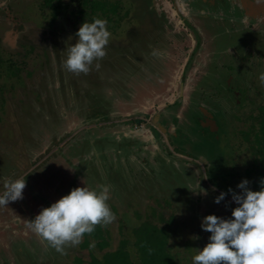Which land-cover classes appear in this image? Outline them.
I'll use <instances>...</instances> for the list:
<instances>
[{
    "label": "flooded vegetation",
    "instance_id": "af4514ba",
    "mask_svg": "<svg viewBox=\"0 0 264 264\" xmlns=\"http://www.w3.org/2000/svg\"><path fill=\"white\" fill-rule=\"evenodd\" d=\"M137 5L141 10H137ZM140 15L151 17L143 29L147 27L148 38L155 39L157 52L161 51L163 59L167 62V67L159 63L160 56H158L157 65L161 64L162 69L166 71L164 76L167 74L162 85L170 91L169 100L165 101L159 94L160 90H155L153 91L157 94L155 101L149 110H143V116L127 115L123 121L99 122L90 118L89 122L78 124L64 137L60 139L53 137L51 146L34 153L36 134L29 135L25 131L24 121L21 123L18 120L20 113H25L23 116L29 113L26 99L21 98L26 85V82L22 80L23 73L27 69H30L29 71L38 69L36 66L41 63L42 51H46V61H43L39 68L49 67V71L52 72L46 84H50L49 80L51 85L73 84L76 86L74 94L78 93L81 81L83 84L87 83V86L92 85V82L96 83V77L99 75L97 70L107 71L106 67L111 65L116 66V70L125 69L123 65L128 63L129 55V49L124 50V48H122L123 51L116 52L114 56L106 51V57L98 62L94 61L91 68L93 73H80L77 78H73V83H70L71 79L66 77L63 61L67 58L68 48L76 43L75 33L81 24L85 21L92 22L93 18L105 19L110 33H120L122 36V33L127 32V24L131 23V18L141 17ZM209 21L212 26L208 24ZM124 23L126 26L123 25ZM218 25L221 28L225 27V31L229 34L234 27L244 26V29L261 34L264 41V0H0V124L10 127L13 122L17 123L16 129L13 128L15 132L4 133L3 139L0 140L3 144L0 145V194L4 192L5 181L22 177L26 180L23 198L9 202V205L0 206V225L3 218L1 214L7 216L10 212L14 215V221L13 224L8 223L5 227L15 233L1 246L3 247L0 249L1 264H17L16 261L20 260L22 255L33 256V261L44 258L45 264H52L57 259L64 264H77L76 260L80 264H97L102 258L103 251H105V260L102 262L106 261L104 264H141L143 262L140 259L142 257L140 251L135 252V248L129 250L131 241L150 240L145 235L149 234L152 225L171 235L169 225L183 212L175 208L173 204L175 200L170 196L173 194L168 187L173 183L170 184L167 179L160 177L157 170L162 167L166 169L167 175L174 173L175 178L185 174L182 178L184 180L187 178V172L194 171L193 184L188 178L186 180H188L187 184H190V189H198L200 183L195 176L199 178L200 173L208 175V169H211L210 159L201 152L202 147L207 143L206 130L211 132L212 137L217 138L218 141L224 138L220 125L222 113L217 110V102H214L221 98V95L224 98V93L218 90V87L221 85L222 89L231 90L233 98L230 99L234 101L236 107L245 104L242 92L239 91V86L235 80L233 81V77L228 76L224 80L219 78L218 69L226 67L227 62L218 56L219 52H224L216 44L219 35L215 30ZM143 36L140 32V37ZM123 47L129 48V41ZM232 50L237 52L235 45L229 47L227 52ZM258 54H250L252 57H246V62L255 66L246 71L249 72L248 80L256 85L260 82V74L264 73V55ZM97 63H99L98 68ZM259 67L261 73L259 72L260 74L254 78V73L252 76L250 74ZM177 68L179 72H176ZM214 70L216 73L213 72ZM55 73L60 76L56 83L53 79ZM71 76L76 77L72 72ZM27 81H30L28 85L30 89L39 90L31 93L30 104L32 105L34 99L41 98L42 88L37 85V80L30 78ZM249 85L252 84L249 83ZM256 95L251 94V96ZM141 96L139 100H145V97ZM261 96L264 95L261 94ZM78 98L80 99V95ZM224 99V102L227 100L229 103L232 102L229 97ZM260 100L263 103L264 97ZM227 108V113H231L232 109ZM259 109L250 108L238 129L241 130V136L230 139L229 145L233 144L236 149L242 147L248 151L254 148V141L260 135L256 131L261 129L259 121L262 122L264 119V113H262L264 108L258 112ZM10 111L12 114H9ZM9 115L13 117L11 124L7 122ZM247 115L248 118H246ZM2 119H5V122ZM120 124L127 126V130L123 132L117 130ZM191 125L196 128L192 130ZM196 136L199 139L202 138V145L199 144L200 141L196 142ZM176 139L183 141L184 145L179 146ZM148 142L158 149V153L154 156L148 152L150 151L146 146ZM195 147L200 149L198 152L200 154L196 155L189 150ZM247 150L240 158L246 166L252 163V154L247 155L250 161L246 159ZM254 150L256 151L254 162L256 165L253 170L255 176L247 178L248 187L249 185L256 187V184L264 179L262 169L264 147L259 144ZM107 152L111 160L107 158ZM121 157L126 159L130 166L135 161L132 157L141 158L140 162L143 166L138 170L131 166L130 170L132 175H137V181L130 182L120 160L114 163V159ZM258 161L261 163L259 166ZM144 165H148L149 168ZM58 172L65 178L53 183L54 176ZM147 176L155 178L151 182L150 189L146 191L147 193L145 192L147 197H153L155 201L154 204L149 205V212L142 210L146 204L145 195L141 196L142 203L136 205L132 197L131 202L129 198L123 199L125 189H122L130 185L131 190L136 194V190H140L138 186L144 184L138 181ZM240 176L244 178L239 168L236 174L238 184L242 181ZM122 179L126 181L125 184H122ZM84 182L88 183L86 187L90 189L99 190L100 185L110 188L113 193L110 194L107 203L116 219L107 227L97 225L100 230H97L96 226L92 234H84L82 242L76 247H66V254H62L63 257H61V253L37 236L28 227V223L42 208L49 207L59 198L67 195L72 188L80 187ZM158 191L162 193L160 196L156 195ZM234 191L239 193L241 189L236 188ZM192 198L196 201L204 199L200 191ZM224 198L230 200L232 206L224 207L221 203L211 202L212 205L208 206V210L201 215L197 205L191 208L194 212L193 216L201 219V216L214 214L230 219L233 208L238 205L233 201L231 192ZM116 202L121 208L125 207L118 216L116 214H119V206ZM214 204H218V207L213 208ZM170 205L173 206V210L166 216L165 207ZM220 212H222L221 215H219ZM188 214L189 217L194 218L189 212ZM164 223H168L166 228ZM15 229L20 230L18 232ZM115 229L116 232L112 234V230ZM199 231L200 229L197 235H201ZM93 241L95 247L91 248L90 244ZM86 243H89L87 247L90 249L89 253L78 249L82 247L86 249ZM145 247L143 246V255L146 260L149 249L146 250ZM41 256L42 258L39 259L38 257Z\"/></svg>",
    "mask_w": 264,
    "mask_h": 264
},
{
    "label": "rangeland",
    "instance_id": "374dc122",
    "mask_svg": "<svg viewBox=\"0 0 264 264\" xmlns=\"http://www.w3.org/2000/svg\"><path fill=\"white\" fill-rule=\"evenodd\" d=\"M127 3L131 4L130 2H127ZM129 9H131V6H129ZM29 13H31V12H29ZM149 18H151V17H147L146 20H148ZM131 19H132L130 21L131 23L127 24V32L122 33V36L120 33H112L111 34L110 41H109L108 45L106 46L107 47L106 51L109 52L110 55L114 56L116 54V52L123 51L122 48H124V50L130 49L128 47H123V46H125L126 42L131 41V43H132V41L134 42L135 40L139 39V37H140L139 31L140 30H138V29H140V25H139V23L135 17H133ZM144 21L145 20H143V22ZM125 23L123 24L124 26H126ZM208 24L210 26H212L210 21ZM243 27L244 26H240V25H238L237 27H234L232 29L231 34H229L227 31H225V29H224L225 27L221 28V26H219V25L217 26V28L215 30L217 32L216 34L219 35V36L217 35L218 40H217L216 44L219 46L221 51L222 50L224 51L221 53L219 52L218 56L222 57V59L224 58L225 61L227 62L226 67L218 69L219 76H220L219 78L224 80L228 76L233 77V81L235 80V83L239 86V87L237 86L239 88V91L241 90V92H242V96H243V99L245 100V102H244L245 104L239 105L238 106L239 108L236 107L234 101L231 100L233 98V93L231 92V90H229L228 88L222 89L221 85L218 87V90H221V92L224 93L223 97L224 98L229 97V99L231 98L230 102L231 101L232 102L229 103V100H227V102H224L225 99L222 98V95H221V98L214 100V102H217V106H218L217 110L218 111L220 110L221 111L220 113H222L221 114L222 116L220 119V125H221V129L223 131L224 138H221L220 141H218L217 138L214 139V137H212L211 132L206 130L205 136L207 138V140H206L207 143L205 146L202 147L201 152L204 153L208 157V159H210V162H211L210 163L211 169L210 168L208 169V175L206 173L205 174L200 173L199 178L195 176V178L198 179L200 186L198 187V189L193 190V188L190 189V184H187V181L189 180L193 184V180H194V173L193 172L194 171L193 172H191V171L187 172L186 175H187L188 180H186L187 178H185V180H184L182 178L185 176V174L184 175L178 174L179 176H177V178H175L174 173L167 175L165 172L166 169H163L162 167H160L159 170H157L159 172L160 177L164 178L165 180L167 179L169 181L168 183L174 184V185L172 184L173 186L171 185L168 187L169 191H172L171 193L173 194V195L170 194V196H172V198L175 200V202L173 203L175 208L177 210L180 209L181 212H183V213H181V215H179L174 220L173 223H171V225H169L171 228V230H170L171 235L167 234V240H166L167 246L170 247V249L167 252L170 255L175 256V260H177V258H178V260L181 264H184V263L185 264H193L192 257L194 255V253L197 254L200 251V249H202L209 242V237L211 235L210 232L204 231L201 227V221L205 215L201 216V219L198 217H195V215L193 216V214H192L194 212H193V209L191 211V208L198 205L199 211L202 213L201 215H203L208 210V206H211L212 203L214 202V199H215L214 197L219 196L221 192L229 194V192H228L229 188H231L233 191L236 188H238L237 187L238 182L236 181L237 180L236 174L238 173L239 168H240V172L244 176V178L240 176L242 180L247 179L248 177L252 178L255 176V172L253 170H255L254 167L256 165V163H254L255 159H256V153H255L256 151L254 150V148L256 149V147L259 146V143L257 142V140H258V138L260 139L264 136V131L261 129L256 130L257 132L260 133V135H258L257 140L254 141L255 146L251 151H248L245 148L242 149V147H238V149H236V146H234L233 144L229 145L230 139L238 138L239 136H241V134H240L241 130L239 131L238 129H239V126H241L240 124L244 120L246 114L250 111V108H253V109H255V108L259 109L260 108L258 110V112L262 111L261 109L264 108V102L263 103L260 102L261 101L260 99L264 97V96H261V94L264 95V86H262L260 82L257 83V85L252 81L250 82V80H248L249 72H246L250 68H255L254 65H250L246 62V57L247 56L252 57L250 54L255 55L256 53L257 54L259 53L258 55H264V46H263L264 41H263L261 34L254 33L251 30L244 29ZM122 41H123V45H121ZM233 45H235V49L237 50V52H235L234 50H232V52H227V49L229 47H232ZM108 46H110V47H108ZM252 51H254V52H252ZM160 56H162V55H160ZM46 57H47L46 51H42L41 63L36 66V68H38V69H33L31 71H29L30 69H27L23 73V77H22V80H24V82H26V85H25V91L22 93L23 95H21V98L26 99L25 103L27 105V108H28L27 110H29V113L27 115H24V116H23V114H25V113H20V115L18 116V120H20L21 123H23V121H24V126L26 127L25 131L29 135L36 134L37 139L35 140V145L33 147L34 153L39 152V150H41V149L42 150L45 149L47 146H51L53 137L56 139H60V138L64 137L69 131L73 130L76 126H78V124L84 122L83 120L85 118V115H82V113L80 112L81 105H80V101H79L80 99L79 98H77L76 96L70 97L69 96L70 95L69 90L66 88H63V86H62V94L59 93V91L54 87L58 86L60 84L51 85V80H49L50 84H46L48 79H49V75L52 72L49 71V67L39 69V68H41L43 61H46V59H45ZM161 63L163 65L167 64L166 60L163 58H162ZM128 65H130V64L127 63L126 65H123L126 70L125 69L120 70L121 68L116 70L117 67L113 66V65L107 66L106 70L109 73H106V72L101 70L99 75L96 77V83H100L99 82L100 79L107 82V80L111 78V76H112L111 74L114 73V78L112 77V83L118 84L117 89L121 90L122 88L120 86L124 85L123 83H128L127 82L128 76H125L129 72V70H127V69L128 68L132 69V66H128ZM158 66H160V64L157 65V67ZM166 67H167V65H166ZM64 70H66V77L71 79V80H69V82L73 83V78H77L78 75L74 74L76 77H72L71 72H69L66 68ZM260 70L261 69L259 67V68H257V70L255 69L254 72H251L250 75L252 76V73H254L253 76H254V78H256V75L261 73ZM228 71H230V72L228 73ZM164 72H166V71H164ZM176 72H179V68H177ZM213 72L216 73L215 70ZM89 73H93V71H90ZM97 73H98V71H97ZM233 74H234V76H233ZM211 75H213V74L211 73ZM140 76H142V75H140ZM122 77H124V79ZM150 77L154 80L152 81L149 78L148 84L149 85L151 84V86H152L151 88H149V90H147V89H146V91L142 90L140 92V94L139 93L136 94V91H137L136 89L132 90V95H136L135 101H132L133 96H131V100L128 99L129 98L128 93H126V95H124V94L122 95V93L120 94V96H119L120 98L118 97L115 101L119 100L121 103L115 105V110L112 113L113 117L111 120L123 121L127 118V115H129L130 117L143 116V114H142L143 110H149L155 101V97L157 96L156 92H153L155 90L156 91L160 90L159 94L162 96V98L165 101L169 100L168 93L170 94V91L167 90L168 89L167 87H165V86L163 87V85H162L163 82L161 81V79H159L158 76L156 77V75L154 73ZM166 77H167V74L163 77V79L165 80ZM30 78H31V80H37V83H38L37 85L41 86V88H42L41 89V91H42L41 98L36 99V100L34 99L32 105L30 104V99L32 98L31 93L38 92L39 90L36 88L30 89L28 87V85H30V81L28 82L27 80ZM25 79H26V81H25ZM57 80L58 79H54V83H56ZM81 83L82 84L80 85V90H81V87H83L85 89H87L88 86L90 87V91H89L90 96H93V95L97 96L98 93L99 94L101 93L103 96H105L106 92L109 91V89L106 86L100 87L97 91V89L95 88V84L93 82H92V85L90 84L88 86L86 85L87 83L83 84V81H81ZM153 83H155V84H153ZM249 83L252 85H249ZM105 84L106 83H104V85ZM31 85H34V84H31ZM47 86H51L53 88L48 89V88H46ZM66 86L67 85H65L64 87H66ZM159 87H160V89H159ZM26 93H27V98H26ZM251 94H253V95L257 94V95L251 96ZM141 95L143 97H145V100L143 98H142L143 99L142 101L139 100V97ZM44 100H48V101L50 100L49 102H51V105L47 104V109H44L45 108L44 107ZM228 104H229V106H228ZM227 107H230L232 109V111H235V112L231 111V113L228 114L227 113V110H228ZM244 110L247 112L246 113L243 112ZM262 113H264V111ZM9 114H12V112L10 111ZM248 115L246 118H248ZM1 116H4V115H1ZM12 118L13 117L11 115H9V117L7 118V122L11 124ZM2 120H4V122H5V119H2ZM259 123L261 124V120L259 121ZM16 126H17V123H15V122H13V124L10 125V127H5L4 125L0 124V140L3 139L4 133L11 134V132H12V134H13L15 132V130L13 128L16 129ZM18 126H19V123H18ZM263 126H264V124H263ZM191 128L193 130L196 128V126L191 125ZM117 130L123 132V131L127 130V126H123L120 124V126H118ZM242 132H243V130H242ZM199 141H200L199 144L202 145L203 144L202 138L199 139V137H197L196 142H199ZM149 143H151V142H148L146 144L148 150H150L148 152H150L154 156L156 153H158L157 152L158 149L155 147L154 144H149ZM176 143L179 146L184 145V142L181 141L180 139H176ZM0 145H3V144L0 143ZM161 148H162V146H161ZM189 150H191L192 152H195L196 155L200 154V153H198L200 150L198 147L191 148V149L189 148ZM237 150H238V153H237ZM245 150L248 151L246 154L247 160L250 158L248 156H250V154H252V163L248 164L247 166L244 165V161H242L243 159H240L241 157L244 156ZM108 154H109V152H107V158L111 160V157H109ZM163 155H165V153ZM237 157H239V158H237ZM132 158L135 160L132 163L133 165L131 164L133 169L138 170L140 167L143 166V164L140 162L141 161L140 157H138L137 159L135 157H132ZM114 160H115L114 163H116L118 160H120L121 163L124 165V167H125L124 170H126V175L129 178L130 182L137 181V178H136L137 175H134V174L132 175V172L130 171L132 168H131L130 164H128V162L125 161L126 159L121 157V158L114 159ZM151 160H153V159H151ZM248 161H250V160H248ZM237 164H238V166H237ZM144 166H146V168H149L148 165H144ZM54 177L55 178L53 180V183L58 182V181L62 180L63 178H65L64 175L62 173H59V172ZM153 179H155V178L154 177L151 178L150 176H147V177H144L141 181H138V182H142V183L144 182L143 185L138 186V187H140L139 188L140 190L139 191L136 190V194L138 196H136V194H134V191L131 190L132 187L130 185H126V186L122 187V189L123 188L125 189V197L123 199L129 198V201L131 202V197H132L133 199H135L134 203L136 205L139 203L141 204L142 203L141 196L145 195V192L150 189V185H151V182ZM229 181H230V184H229ZM64 182H66V181H64ZM125 183H126V181L124 182V180H123L122 184H125ZM67 184H70V182H67ZM67 184H66V186H67ZM87 184H88L87 182H84L83 185L86 186ZM83 185L80 187H83ZM260 187H261L260 182L258 184H256V187H254V186L252 187L251 185H249V188L251 190H254V191L260 190ZM153 189H154V187H153ZM109 191H110V194L113 193L110 190V188H109ZM198 191H200L202 197L204 198L203 200L196 201L194 198H192V196L195 197V195L196 196L198 195ZM161 194L162 193H159V191H158V193L156 195L160 196ZM129 201H127L128 205H129V203H128ZM144 201L146 204H145L144 209H142V210L145 212H149V210H150L149 205L154 204L155 201H154L153 197L150 198L147 196L144 198ZM220 203L222 205H224V207L232 206V202H230V200H226V198L222 199L220 201ZM117 205L119 206L118 203H117ZM157 205H158V203L156 204V206ZM217 207H218V204L213 205V208H217ZM118 208H119L118 209L119 214H116L117 216L120 215L121 210L125 207L121 208L119 206ZM172 210H173V206H171V205L166 206L165 207L166 216H168ZM130 212H132V211H130ZM188 212L190 214H192V216L194 217L193 219H192V217H189ZM221 213L222 212H220L219 215H221ZM1 216L3 218L1 220V225H0V249L3 248L1 246L4 245V243L7 240H9V239H7L8 237L10 238L11 236L15 235V233L13 231L9 230L10 228L5 227V225L8 223L13 224V221H14L13 216L14 215H11L10 212H8L7 216H3V214H1ZM136 216L138 217V214ZM136 216H133V217L136 218ZM22 218H24V215H22ZM131 219H133V218H131ZM127 220H129V218ZM167 225H168V223H164L165 228L167 227ZM11 227H13V226L11 225ZM20 229H22V227ZM20 229H15V230L18 231ZM199 229H200L199 232H201V235H197ZM97 230H100V228L98 226H97ZM147 231H148V229H147ZM175 231L177 233H174ZM115 232H116V229L112 230V234H114ZM162 234H163V232H162ZM136 235L138 236L139 234L137 233ZM148 235L149 234H146L145 236H148ZM162 237H165V235H163ZM162 240L165 242V239H162ZM131 242L132 243L130 244L131 246H130L129 250H131L132 248H135L134 249L135 252H137L139 250L140 253L142 254V257L140 259L143 263H141V264H148L147 261L145 260V256L143 255L144 254L143 246L150 245L152 243V239L151 240L146 239L144 241L133 240ZM88 246H89V243H86V245H85L86 249H84V247H82L83 249L82 248H78V249L81 252L87 251L89 253L90 249L87 248ZM127 246H129L128 242H127ZM104 253H105V251L102 252V254H103L102 258H101L100 262H98L97 264H104L105 261L102 262L103 260H105ZM32 257L33 256H30V255H22V258L20 260H17L16 262H17V264H45V260H44V258H42V256L38 257L39 259L42 258V260H40V261L39 260L33 261ZM61 257H63V255ZM90 260H89V262H90ZM178 260H177L176 264H179ZM76 261H77V264H80V262L78 260H76ZM173 262H174V257L170 258L169 264H173ZM13 264H16V263H13ZM52 264H64V263L59 261V259H57ZM132 264H134V263H132Z\"/></svg>",
    "mask_w": 264,
    "mask_h": 264
},
{
    "label": "clouds",
    "instance_id": "9594fccd",
    "mask_svg": "<svg viewBox=\"0 0 264 264\" xmlns=\"http://www.w3.org/2000/svg\"><path fill=\"white\" fill-rule=\"evenodd\" d=\"M75 36L76 43L68 48L63 66L77 75L88 74L94 61L107 55L106 46L111 37L107 21L100 18L85 21ZM152 55L162 54L153 50ZM259 80L264 86V73L260 74ZM248 184L247 179L242 180L237 185L241 189L239 193L228 189L238 205L232 210V218L214 214L202 218V229L211 235L209 242L192 257L193 264H264V179L260 181L258 191L251 190ZM3 187L0 206L23 198L25 177L5 181ZM225 195L221 192L214 202L220 203ZM109 199L110 191L105 185H100L99 190L74 187L49 207L42 208L34 219L29 220L28 227L56 251L66 254V247L78 246L84 234H92L97 225L107 227L115 221V214L107 203ZM90 247H95L94 241Z\"/></svg>",
    "mask_w": 264,
    "mask_h": 264
},
{
    "label": "water",
    "instance_id": "95a60500",
    "mask_svg": "<svg viewBox=\"0 0 264 264\" xmlns=\"http://www.w3.org/2000/svg\"><path fill=\"white\" fill-rule=\"evenodd\" d=\"M134 8L136 9L135 6ZM138 9L141 10V8L137 5V10ZM145 15L147 16L146 13ZM135 18L137 19L140 25V29L138 30H140L139 32H142L144 36L139 37V39L135 40L134 42L132 41V43L131 41H129L130 49H129V55H128V63L130 65L128 66H132V69H129V68L127 69L129 70V72L125 76H128V81H127L128 83H123L124 85L120 86L122 88L121 90L117 89L118 84L112 83V77L114 78V73L111 74L112 76L110 79L107 80V82L100 79L99 81L100 83H95V88L97 89V91L100 87H105V86L109 89V91L106 92L105 96H103L101 93L100 94L98 93L97 96L96 95L90 96L89 86L87 87V89L81 87L80 92L78 93L75 92V94H74V90L76 89V86H74L73 84H70L69 86H66V87L63 86V88H66L69 90L70 97L76 96L78 98V95H80V100H79L80 105H81L80 112L82 113V115H85V118L83 120L84 122L80 123V125L85 123V121L87 122L88 120H90V118L96 122L111 120L113 117L112 113L115 110V105L121 103L119 100L115 101L120 96V94L122 93V95L123 94L126 95V93H128V96H129L128 99L131 100V96H133L132 101H135L136 95H132V90L136 89L137 90L136 94L138 93L140 94L142 90L143 91H146V89L149 90V88H151L152 86L151 84L149 85L148 82H149V78L152 81L154 80L150 77L153 73L156 75V77L158 76L159 79H161V81L164 83L163 77H164L165 72L161 66L157 67V61L159 60V57L152 55L153 50L157 51L156 49L157 44L155 43V39L150 40L148 38V34L146 31L148 30L147 27L145 28V30L143 29V26H146V23L148 22L149 19L146 20L147 17H144V16H141V17L136 16ZM143 20L145 21L143 22ZM143 30H144V33H143ZM159 53H161V51ZM162 58H163V54L162 56H160L159 63H161ZM97 71H98V74L101 72V70H97ZM104 72L109 73L108 71H104ZM59 77L60 76L55 73L53 78L59 79ZM122 78L124 79V77ZM104 83L106 84L104 85ZM46 88L51 89L53 87L47 86ZM54 88H56L59 91V93L62 94L61 85L55 86ZM49 101L44 100V107H45V108L43 107L44 109H47V104L51 105V102Z\"/></svg>",
    "mask_w": 264,
    "mask_h": 264
},
{
    "label": "trees",
    "instance_id": "16d2710c",
    "mask_svg": "<svg viewBox=\"0 0 264 264\" xmlns=\"http://www.w3.org/2000/svg\"><path fill=\"white\" fill-rule=\"evenodd\" d=\"M264 119L263 121L261 122V130L264 131ZM257 142L259 144H262V146L264 147V136L262 138H258ZM264 153V150L263 152ZM262 160H263V163H262V169H263V172H264V155H262ZM258 166L261 165V163L258 161ZM163 232V234H162ZM163 235H165V237H162ZM152 239V245H146V250L149 249V252L146 256V260H147V263L148 264H169V260L170 258L174 257V262L173 264H176L177 263V260H175V256L173 255H170L167 251L170 249L169 246H167L166 244V240H167V232H165L163 229H158L157 227L155 226H151V229H150V232H149V235H148V239ZM150 239V240H151ZM162 239H165V242L162 240ZM119 257V256H118ZM106 262V261H105ZM179 262V260H178ZM180 263V262H179ZM113 264H117V263H113Z\"/></svg>",
    "mask_w": 264,
    "mask_h": 264
}]
</instances>
